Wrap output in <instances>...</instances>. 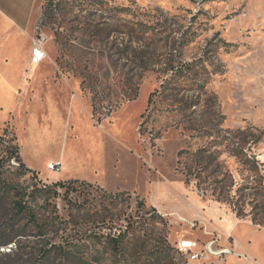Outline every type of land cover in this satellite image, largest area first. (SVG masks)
I'll list each match as a JSON object with an SVG mask.
<instances>
[{
    "label": "rangeland",
    "instance_id": "obj_1",
    "mask_svg": "<svg viewBox=\"0 0 264 264\" xmlns=\"http://www.w3.org/2000/svg\"><path fill=\"white\" fill-rule=\"evenodd\" d=\"M50 1L0 0V10L13 21L0 19V55L9 63L15 45L23 65L12 79L13 95L0 94V137L14 138L22 161L38 171L23 173L18 162L6 160L11 179L31 189L78 180L68 191L56 190L53 202L64 215L65 197L98 199L101 190L124 193L132 210L141 202L145 213L152 208L142 196L150 181L188 180L197 188V175L200 193L215 201L214 180H224L228 170L232 194L242 200L238 208L250 213L264 200V0H53L45 22ZM38 39H44L47 56L31 70ZM144 55L151 59L147 71L139 65ZM76 72L92 77L90 84L99 78L106 108L137 82L139 95L106 117V110L94 115L91 94ZM5 81L0 79V88ZM181 151L186 154L179 157ZM58 162L60 171L49 170ZM101 166L99 181L110 189L86 182L95 181ZM159 216L157 226L178 250L173 235L180 228ZM242 220L235 239L251 263L236 254L194 261L178 250L175 264H264V227L248 225L250 217ZM192 242L195 253L207 245ZM158 252L147 247L145 264H165L152 259Z\"/></svg>",
    "mask_w": 264,
    "mask_h": 264
},
{
    "label": "trees",
    "instance_id": "obj_2",
    "mask_svg": "<svg viewBox=\"0 0 264 264\" xmlns=\"http://www.w3.org/2000/svg\"><path fill=\"white\" fill-rule=\"evenodd\" d=\"M53 4L52 0L45 7V22L52 18ZM150 60L146 55L140 56V68L147 71ZM74 77L81 78L83 90L91 94L94 115H101L106 110V117L122 101L131 102L139 95L140 83L137 82L124 98L109 100L107 109L104 102L106 95L102 84H98V77L93 84L89 83L92 77L84 72H76ZM164 87L162 85L161 88ZM158 92L156 90L151 94L149 105ZM14 142V138L7 142L4 136L0 137V264H145L148 257L146 248L149 246L160 250L152 256L155 262L175 264L179 252L169 243L166 229L157 226L163 219L155 208L143 213V204L138 202L137 210H132V206L126 204L124 193L101 190L98 199L89 195L83 199L65 197L66 214H61L53 202L56 190L64 188L68 191L79 181L55 182L42 187L35 185L32 189L16 182L4 170L2 163L6 160L18 162L23 173L35 176L36 171L25 165L20 158V148ZM204 153V149L197 153L201 164L205 160ZM184 154L185 151L179 152V157ZM212 161L213 158H210ZM195 178L199 180L197 188L201 190L200 177L197 175ZM225 179L231 183L228 184ZM225 179L214 180L215 201L233 206L239 219L250 217L254 225L264 227V200L252 206L247 213L245 208L237 207L242 200L232 194L235 181L229 170ZM125 205H128L126 209ZM147 215H151L149 219H146ZM149 221L151 224L147 223Z\"/></svg>",
    "mask_w": 264,
    "mask_h": 264
},
{
    "label": "crops",
    "instance_id": "obj_3",
    "mask_svg": "<svg viewBox=\"0 0 264 264\" xmlns=\"http://www.w3.org/2000/svg\"><path fill=\"white\" fill-rule=\"evenodd\" d=\"M0 19L5 21L8 25L13 24L12 19L1 10ZM1 41L3 40L0 38V42ZM21 62L19 58V49L15 45L12 48L9 63L6 56L2 58L0 55V79L6 80L9 86H14L15 84L12 79L17 77V73L22 72L23 65ZM29 63L27 67L31 70L39 65H32L31 58ZM4 91L5 82L1 85L0 94ZM96 159L98 166H100L99 163H101V158L97 157ZM58 164L60 163L58 162ZM25 165L27 166V164ZM27 167L32 169L30 166ZM100 168L99 171H94L95 181L86 182L103 184L99 181V179L103 178L104 173L102 166ZM36 172L38 173V171ZM103 185L107 187L105 184ZM106 189L110 188L107 187ZM133 190L137 191L135 189ZM142 196L146 198L149 206L155 208L163 217L171 220V224L174 227L180 228L182 233L173 235L174 240L181 242L202 239L206 242L205 244L217 240L219 245L229 247L231 242L229 237H232L238 246L236 255L239 257H241V255H246L247 260H244L251 263L249 258L250 254L240 252L242 246L240 242L235 239L236 230L240 225L246 223H244L242 219H239L235 212L230 210L223 203L214 200H206L198 188L190 186L185 181L179 179L152 180L149 182V187ZM247 224L254 225L252 222H248ZM198 225H200V229L198 232H194L192 228H196ZM259 264L261 263L259 262Z\"/></svg>",
    "mask_w": 264,
    "mask_h": 264
},
{
    "label": "built area",
    "instance_id": "obj_4",
    "mask_svg": "<svg viewBox=\"0 0 264 264\" xmlns=\"http://www.w3.org/2000/svg\"><path fill=\"white\" fill-rule=\"evenodd\" d=\"M46 52L44 50V39H38L35 41L34 49L32 52L31 64L37 65L42 63L46 59ZM49 170L51 171H60L61 164H50L48 166ZM230 246L229 247H222L218 244L217 240L211 241L209 244L206 245L205 249L201 253H195V249L197 248V243L192 241H182L179 243L178 250L182 255L190 256V258L194 261H200L201 258L207 257H228L233 254H236L238 250V246L236 245L235 241L232 237H229ZM204 256V257H203ZM241 257L247 260L246 255H241Z\"/></svg>",
    "mask_w": 264,
    "mask_h": 264
},
{
    "label": "bare ground",
    "instance_id": "obj_5",
    "mask_svg": "<svg viewBox=\"0 0 264 264\" xmlns=\"http://www.w3.org/2000/svg\"><path fill=\"white\" fill-rule=\"evenodd\" d=\"M7 87V88H6ZM13 90L11 89V86H9L8 84H7V82L5 81V91L3 92L4 94L2 95V93H1V96H2V98L4 99V98H6L7 96L8 97H10V96H12L13 94V92H12ZM5 93H7V96L5 95ZM0 96V97H1Z\"/></svg>",
    "mask_w": 264,
    "mask_h": 264
}]
</instances>
